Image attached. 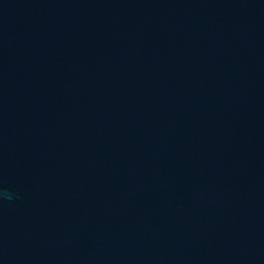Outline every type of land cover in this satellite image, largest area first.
<instances>
[{"label":"water","instance_id":"water-1","mask_svg":"<svg viewBox=\"0 0 264 264\" xmlns=\"http://www.w3.org/2000/svg\"><path fill=\"white\" fill-rule=\"evenodd\" d=\"M0 264H264V0H0Z\"/></svg>","mask_w":264,"mask_h":264}]
</instances>
